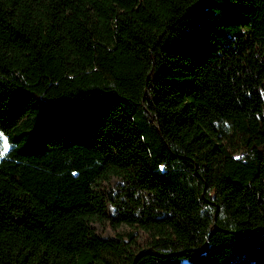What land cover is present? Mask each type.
I'll list each match as a JSON object with an SVG mask.
<instances>
[{
	"label": "trees",
	"instance_id": "16d2710c",
	"mask_svg": "<svg viewBox=\"0 0 264 264\" xmlns=\"http://www.w3.org/2000/svg\"><path fill=\"white\" fill-rule=\"evenodd\" d=\"M263 91L264 0H0V264H264Z\"/></svg>",
	"mask_w": 264,
	"mask_h": 264
},
{
	"label": "rangeland",
	"instance_id": "374dc122",
	"mask_svg": "<svg viewBox=\"0 0 264 264\" xmlns=\"http://www.w3.org/2000/svg\"><path fill=\"white\" fill-rule=\"evenodd\" d=\"M263 100H264V91H263ZM10 149L9 143L6 140L5 137L0 136V156L2 157L8 150ZM121 181L118 179H113L110 183V185H106L105 190L107 192H111V194L113 195L114 199H117L119 195V191L122 189L121 188ZM118 211H117V207L115 206V204H109L108 205V214L110 216L111 219H114L117 215ZM96 230L98 232L99 235L103 236V237H112L113 236V228L111 226L110 223H104V224H100V225H96Z\"/></svg>",
	"mask_w": 264,
	"mask_h": 264
}]
</instances>
